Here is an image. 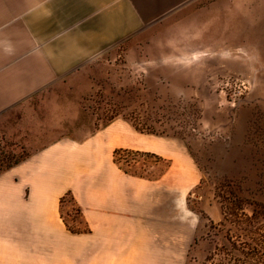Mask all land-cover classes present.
Listing matches in <instances>:
<instances>
[{
	"label": "rangeland",
	"instance_id": "rangeland-1",
	"mask_svg": "<svg viewBox=\"0 0 264 264\" xmlns=\"http://www.w3.org/2000/svg\"><path fill=\"white\" fill-rule=\"evenodd\" d=\"M261 2L190 0L123 43L116 57L103 61L107 66L93 65L69 87L1 110L0 140L29 157L64 141L79 151L95 139L103 165L119 148L142 153L129 169L146 177L129 176L158 180L180 170L182 177L172 175V195L156 197V248L141 250L139 261L203 264L216 244L227 243L225 232L236 230L229 224L210 230V220L223 218L222 202L236 195L264 206V16L248 15V5ZM115 120L124 124V146L113 149L102 138ZM161 139L172 141L171 156L150 147ZM194 172L200 178L192 186ZM60 212L67 229L78 231L72 233L91 231L71 190ZM78 264H85L81 253Z\"/></svg>",
	"mask_w": 264,
	"mask_h": 264
},
{
	"label": "crops",
	"instance_id": "crops-1",
	"mask_svg": "<svg viewBox=\"0 0 264 264\" xmlns=\"http://www.w3.org/2000/svg\"><path fill=\"white\" fill-rule=\"evenodd\" d=\"M189 3L0 0V111L69 87L93 65L107 66L103 61L116 57L123 43ZM252 10L264 16V3L248 5V15ZM124 131L123 123L112 121L102 139L122 147ZM152 142L157 152L173 153L172 141ZM100 150L95 139L79 151L59 142L0 174V264H78L80 253L85 264H140V251L156 248V197L172 195V175L182 177L181 171L172 168L158 180L129 176L114 161L103 165ZM195 175L192 186L199 182ZM188 181L184 173V185ZM70 190L89 232L74 234L61 218V198Z\"/></svg>",
	"mask_w": 264,
	"mask_h": 264
},
{
	"label": "trees",
	"instance_id": "trees-1",
	"mask_svg": "<svg viewBox=\"0 0 264 264\" xmlns=\"http://www.w3.org/2000/svg\"><path fill=\"white\" fill-rule=\"evenodd\" d=\"M135 127L141 130L137 125ZM0 142L1 174L25 160L28 154L17 155L7 147L4 138H1ZM123 152L124 154H122ZM140 154L142 153L133 149L119 148L114 152V162L126 174L146 177L141 172L129 169L132 166L133 156ZM147 155H151V153ZM228 186L238 188L236 185L229 184ZM247 206L250 208L249 211H246ZM222 209V220L220 222L210 220V230L223 228L226 224L233 226L236 230L225 232L224 238L227 243L216 244L215 248L210 250L206 255L203 264H264V206L243 200L241 197L235 195L228 203L222 202ZM71 231L74 233L78 232ZM199 240L200 237L197 236L195 243Z\"/></svg>",
	"mask_w": 264,
	"mask_h": 264
},
{
	"label": "bare ground",
	"instance_id": "bare-ground-1",
	"mask_svg": "<svg viewBox=\"0 0 264 264\" xmlns=\"http://www.w3.org/2000/svg\"><path fill=\"white\" fill-rule=\"evenodd\" d=\"M186 193V192H185ZM179 201V200H178Z\"/></svg>",
	"mask_w": 264,
	"mask_h": 264
}]
</instances>
